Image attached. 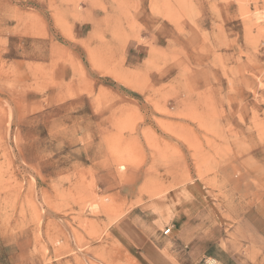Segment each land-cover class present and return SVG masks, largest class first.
<instances>
[{"label":"rangeland","instance_id":"rangeland-1","mask_svg":"<svg viewBox=\"0 0 264 264\" xmlns=\"http://www.w3.org/2000/svg\"><path fill=\"white\" fill-rule=\"evenodd\" d=\"M0 264H264V0H0Z\"/></svg>","mask_w":264,"mask_h":264},{"label":"built area","instance_id":"built-area-1","mask_svg":"<svg viewBox=\"0 0 264 264\" xmlns=\"http://www.w3.org/2000/svg\"><path fill=\"white\" fill-rule=\"evenodd\" d=\"M167 231H168V230H167ZM167 231H166V232H167Z\"/></svg>","mask_w":264,"mask_h":264}]
</instances>
